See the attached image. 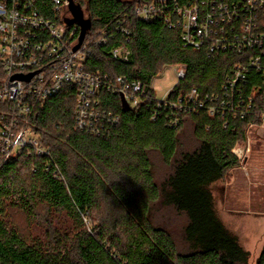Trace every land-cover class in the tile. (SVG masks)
<instances>
[{
	"label": "trees",
	"instance_id": "trees-1",
	"mask_svg": "<svg viewBox=\"0 0 264 264\" xmlns=\"http://www.w3.org/2000/svg\"><path fill=\"white\" fill-rule=\"evenodd\" d=\"M50 1L36 0V5L49 12ZM73 2L90 22L85 39L104 28L115 34L107 45L93 48L87 62L91 73L142 80L149 89L166 67L183 65L186 76L170 99L193 89L205 98L221 92L239 61L232 53L210 55L185 47L179 28L135 17L136 0ZM120 22L128 37L117 33ZM79 34L78 26L73 41ZM121 44L132 52L129 61L110 56ZM5 78L0 57V88ZM261 80L251 71L244 94L250 95ZM76 94V87L65 86L33 115L32 127L54 159L48 172L39 171L41 159L33 153L2 163L0 147V264H250L251 253L219 216L213 188L240 167L233 150L246 140L250 124L260 125L255 115L212 117L203 110L182 113L173 126L175 114L167 108L145 101L125 110L118 95L105 94L102 108L120 121L105 135H92L76 126ZM189 122L198 144L193 151L180 152L179 136ZM151 152L173 169L161 184L154 178ZM156 204L185 217L182 248L171 232L153 223ZM41 206L65 213L72 232L55 234L49 244L29 243L9 225L12 208L34 218ZM255 264H264V246Z\"/></svg>",
	"mask_w": 264,
	"mask_h": 264
},
{
	"label": "built area",
	"instance_id": "built-area-1",
	"mask_svg": "<svg viewBox=\"0 0 264 264\" xmlns=\"http://www.w3.org/2000/svg\"><path fill=\"white\" fill-rule=\"evenodd\" d=\"M133 15L146 22L162 21L170 29L181 30L185 47L205 49L210 55L235 54L234 64L220 93L202 98L197 89L186 96L170 99L172 90L158 100L151 85L142 80L91 73L87 62L93 48L108 44L114 32L101 29L84 39L74 50L73 41L78 26H68L69 0H51L50 11L40 10L36 0H2L0 2V57L5 80L0 88V147L3 162L26 152L41 159L39 171L46 173L54 159L41 144L32 127L37 107L57 96L65 86L77 88L76 126L82 132L105 135L110 125L118 124V115L102 108L101 96H124L130 109L141 103L153 102L175 114L177 126L182 113L206 111L210 116L244 118L256 116L264 127V0H136ZM120 22L117 33L129 36ZM131 50L121 44L110 51L117 61L126 62ZM255 71L262 78L250 95L243 87L249 74ZM178 82L186 76V67L177 65ZM30 77V78H29ZM27 78H29L27 80ZM153 82V81H152ZM177 82V83H178ZM260 93H263L259 96ZM157 110L152 119L157 116ZM250 124L249 128L256 127ZM247 147H236L233 153L241 160Z\"/></svg>",
	"mask_w": 264,
	"mask_h": 264
},
{
	"label": "rangeland",
	"instance_id": "rangeland-1",
	"mask_svg": "<svg viewBox=\"0 0 264 264\" xmlns=\"http://www.w3.org/2000/svg\"><path fill=\"white\" fill-rule=\"evenodd\" d=\"M69 17L73 18L69 11ZM175 67H166L152 82L158 100H163L178 82ZM180 152L193 151L198 141L193 125L189 122L180 133ZM250 151L241 156L240 167L229 171L213 190L219 216L238 236L242 246L251 253L250 264H255L264 246V127L248 128L246 140L237 146ZM153 174L157 184H161L172 173L159 153L151 152ZM155 225L172 233L179 248H182V229L185 217L172 208L160 204L151 213ZM8 223L15 227L27 242L52 243L55 234L63 237L72 232V221L57 211L39 207L34 218L17 208L9 212ZM88 224V223H87Z\"/></svg>",
	"mask_w": 264,
	"mask_h": 264
},
{
	"label": "water",
	"instance_id": "water-1",
	"mask_svg": "<svg viewBox=\"0 0 264 264\" xmlns=\"http://www.w3.org/2000/svg\"><path fill=\"white\" fill-rule=\"evenodd\" d=\"M69 3H70L69 9H70V12L72 13L73 19H66V23L69 24L70 26L78 25L80 28L79 43L74 49V50H77L82 45V43L85 39V35H86L87 31L89 30V23L90 22L88 20H86L84 18V14L76 8L73 0H69ZM29 78H27V80ZM121 101H122V107L125 110H130V107H129L128 103L126 102L123 95H121Z\"/></svg>",
	"mask_w": 264,
	"mask_h": 264
}]
</instances>
